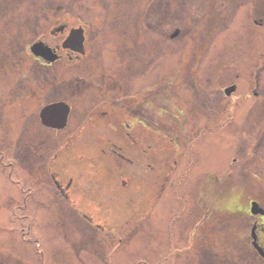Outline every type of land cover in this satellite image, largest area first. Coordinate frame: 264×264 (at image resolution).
I'll list each match as a JSON object with an SVG mask.
<instances>
[{"label": "rangeland", "instance_id": "1", "mask_svg": "<svg viewBox=\"0 0 264 264\" xmlns=\"http://www.w3.org/2000/svg\"><path fill=\"white\" fill-rule=\"evenodd\" d=\"M81 27V56L32 51ZM57 102L62 130L40 116ZM136 116L160 136L125 145ZM251 199L264 0H0V264H264L210 212Z\"/></svg>", "mask_w": 264, "mask_h": 264}, {"label": "flooded vegetation", "instance_id": "2", "mask_svg": "<svg viewBox=\"0 0 264 264\" xmlns=\"http://www.w3.org/2000/svg\"><path fill=\"white\" fill-rule=\"evenodd\" d=\"M250 94H251V97H255L253 95V92H251ZM255 95H256V93H255ZM137 105L140 106V108L142 106L141 103H138ZM130 108H128V109H130ZM140 108L134 107V109H140ZM141 109L138 111L141 112ZM131 115H134V114H131ZM125 117H127V115ZM135 118L138 119L137 116ZM118 121L120 122V121H122V119H120ZM122 128H123L122 133L124 134V137H125L124 138V142L126 143L125 145H129V143L130 144L132 143L135 146H136V143L139 146L142 143H144V141H146L145 140V131H147L149 133H150V131H154L153 129H150L148 126H146L145 122L141 118H139L137 121H133L132 124L129 123L127 119H125L122 123ZM156 134H158V136H160V133H156ZM123 148H124V145H123ZM73 180L74 179L72 177H69L66 180V182L63 184L61 183V182H63L62 180L56 181L58 189H60L61 193L66 195V197L68 199H70V196L73 193V188H72V185L74 184ZM224 191L225 190H223V192ZM254 201L258 202L259 209H258L257 213L252 212V203ZM224 207L225 208H220L218 210H213V211L210 210V212L214 213L215 215L218 214V216H221L223 221H224L225 215L231 216L233 223L231 224V226L228 224H224V227H226V229L228 231L233 232L234 235H233V233H232V235L236 239L240 237L239 234L242 231L241 228L245 229L244 232H246V238L250 242V245H254L255 248L261 254H264V203H261L260 201H258L256 199H251L245 205H242L239 202L238 203L233 202V203L229 204L228 206H224ZM206 224L208 225L209 221L206 222ZM242 224L244 225V227H242ZM222 230H224V229H222ZM218 236H219V238H222V236H220V235H217L216 237H218Z\"/></svg>", "mask_w": 264, "mask_h": 264}, {"label": "water", "instance_id": "3", "mask_svg": "<svg viewBox=\"0 0 264 264\" xmlns=\"http://www.w3.org/2000/svg\"><path fill=\"white\" fill-rule=\"evenodd\" d=\"M62 46L64 48L83 52L84 30L82 28H73L67 36V39L62 43ZM31 48L37 56H41L49 61H54L56 59V55L53 53L52 49L42 41L35 42ZM233 89L234 87L226 91L229 93V91L231 92ZM69 111L70 108L65 102L49 104L41 111L40 116L42 123L53 128H63L67 123Z\"/></svg>", "mask_w": 264, "mask_h": 264}, {"label": "trees", "instance_id": "4", "mask_svg": "<svg viewBox=\"0 0 264 264\" xmlns=\"http://www.w3.org/2000/svg\"><path fill=\"white\" fill-rule=\"evenodd\" d=\"M66 23H68V22H66ZM69 24V23H68ZM95 175V174H94ZM71 204L73 205V204H76L77 205V203L74 201V200H72V202H71Z\"/></svg>", "mask_w": 264, "mask_h": 264}]
</instances>
